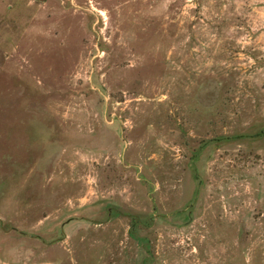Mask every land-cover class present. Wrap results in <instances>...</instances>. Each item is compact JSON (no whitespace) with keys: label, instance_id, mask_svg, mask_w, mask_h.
Segmentation results:
<instances>
[{"label":"rangeland","instance_id":"rangeland-1","mask_svg":"<svg viewBox=\"0 0 264 264\" xmlns=\"http://www.w3.org/2000/svg\"><path fill=\"white\" fill-rule=\"evenodd\" d=\"M0 264H264V0H0Z\"/></svg>","mask_w":264,"mask_h":264}]
</instances>
